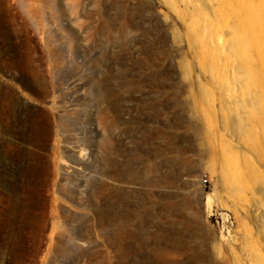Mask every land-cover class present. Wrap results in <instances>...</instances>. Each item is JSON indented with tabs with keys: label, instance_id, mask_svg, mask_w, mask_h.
Instances as JSON below:
<instances>
[{
	"label": "rangeland",
	"instance_id": "374dc122",
	"mask_svg": "<svg viewBox=\"0 0 264 264\" xmlns=\"http://www.w3.org/2000/svg\"><path fill=\"white\" fill-rule=\"evenodd\" d=\"M246 4L0 0V264H264Z\"/></svg>",
	"mask_w": 264,
	"mask_h": 264
},
{
	"label": "bare ground",
	"instance_id": "6f19581e",
	"mask_svg": "<svg viewBox=\"0 0 264 264\" xmlns=\"http://www.w3.org/2000/svg\"><path fill=\"white\" fill-rule=\"evenodd\" d=\"M234 1L237 2V0H234ZM246 2H247V4L245 5V7L243 9L242 8L241 9L243 10V13L245 12L246 15L249 16V18L247 20L250 24H248V25L249 26L252 25V27H254L255 24H252V22H254L253 21L254 16L257 13V5L259 6L260 3H264V0H246ZM245 19H246V17H245ZM263 34H264V25L263 24L253 28V30L250 32L251 38H254V39H260ZM257 48H258V46H257ZM250 109L253 110L252 105L250 106ZM208 203H209V198L207 197L206 204H208ZM209 205L210 204H208V207H210Z\"/></svg>",
	"mask_w": 264,
	"mask_h": 264
},
{
	"label": "built area",
	"instance_id": "2783aa9c",
	"mask_svg": "<svg viewBox=\"0 0 264 264\" xmlns=\"http://www.w3.org/2000/svg\"><path fill=\"white\" fill-rule=\"evenodd\" d=\"M203 181H204V183H206V182L208 181V179H207V175H204V176H203Z\"/></svg>",
	"mask_w": 264,
	"mask_h": 264
}]
</instances>
